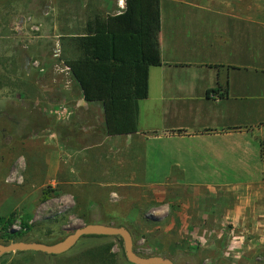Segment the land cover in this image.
Instances as JSON below:
<instances>
[{"label":"crops","instance_id":"0c3cea01","mask_svg":"<svg viewBox=\"0 0 264 264\" xmlns=\"http://www.w3.org/2000/svg\"><path fill=\"white\" fill-rule=\"evenodd\" d=\"M159 41L137 132L108 136L102 103L67 90L77 117L43 142L44 178L80 218L264 227V0H161Z\"/></svg>","mask_w":264,"mask_h":264},{"label":"rangeland","instance_id":"374dc122","mask_svg":"<svg viewBox=\"0 0 264 264\" xmlns=\"http://www.w3.org/2000/svg\"><path fill=\"white\" fill-rule=\"evenodd\" d=\"M118 1H0V129L5 130L0 139V216L13 215L10 234L27 232L20 241L52 244L84 226L76 215L73 197H59L41 169V157L53 148H44L43 142L53 143L55 130L46 129L24 141L16 135L24 133V125L32 126L29 116L39 114L56 125L77 117L66 100L65 91L76 93L79 89L71 73L64 70L63 43L66 37L83 34L94 16L118 13ZM85 119L83 114L75 118V131L85 126ZM60 207L66 210L56 215ZM173 213L170 208V215L162 221L149 213L141 215L139 225L131 227L133 236L139 237L133 244L136 254L161 256L174 264H233L241 261L233 258L235 252L253 251L252 263L264 264V227L182 226L179 220L168 224ZM2 234L0 231V244L13 243L5 242ZM119 239L83 237L60 255L11 252L0 257V264H101L88 252L109 243L114 254L109 264H130Z\"/></svg>","mask_w":264,"mask_h":264},{"label":"trees","instance_id":"16d2710c","mask_svg":"<svg viewBox=\"0 0 264 264\" xmlns=\"http://www.w3.org/2000/svg\"><path fill=\"white\" fill-rule=\"evenodd\" d=\"M160 32L161 0H124L121 12L96 15L87 21L83 34L65 38L63 64L70 70L83 100L102 103L108 136L137 132V104L147 96L149 68L161 64ZM28 118L31 123L38 124V132L60 131V126L39 114ZM16 138L24 141L28 137L21 134ZM101 214L88 209L81 219L84 225L99 221L104 225L114 222L115 227H125L135 245L139 237L133 236V225L111 219L107 213H104L105 217ZM12 223L13 215L0 216V231L5 242H19L27 233L10 234ZM23 227L30 229L25 221ZM88 237L102 236H85ZM112 247L109 243L88 255L101 264H109L114 258L110 253ZM189 257L196 259L195 255Z\"/></svg>","mask_w":264,"mask_h":264},{"label":"water","instance_id":"95a60500","mask_svg":"<svg viewBox=\"0 0 264 264\" xmlns=\"http://www.w3.org/2000/svg\"><path fill=\"white\" fill-rule=\"evenodd\" d=\"M85 236L120 238L123 243L125 257L130 264H174L171 259L161 256H139L134 252L133 238L127 228L102 224L84 225L54 244L23 241L0 244V257L7 253L24 251L40 252L47 255H60L73 248L74 245Z\"/></svg>","mask_w":264,"mask_h":264},{"label":"flooded vegetation","instance_id":"af4514ba","mask_svg":"<svg viewBox=\"0 0 264 264\" xmlns=\"http://www.w3.org/2000/svg\"><path fill=\"white\" fill-rule=\"evenodd\" d=\"M38 124L33 123L32 126L28 123L27 125H24V129H23V135H27V137H29L30 135H35L38 132L37 130ZM16 128H20L19 125H16ZM37 130V131H36ZM4 128L0 129V139L5 137V133H4ZM19 130H17L16 132H18ZM1 144V141H0Z\"/></svg>","mask_w":264,"mask_h":264},{"label":"built area","instance_id":"2783aa9c","mask_svg":"<svg viewBox=\"0 0 264 264\" xmlns=\"http://www.w3.org/2000/svg\"><path fill=\"white\" fill-rule=\"evenodd\" d=\"M35 29H37L36 27H34ZM55 57H58V54L56 53L55 54ZM64 70L66 71V72H70V70L64 65ZM14 177V174H12L11 175V178H13ZM14 180V179H13ZM10 181H12V179H10ZM64 210H66V209H62V207H60V208H58L57 209V212L55 213L56 215H60ZM20 229V227L18 226L17 228H16V230H19Z\"/></svg>","mask_w":264,"mask_h":264}]
</instances>
